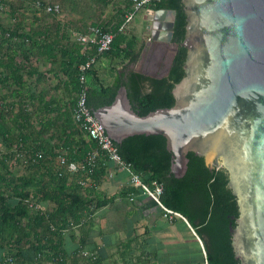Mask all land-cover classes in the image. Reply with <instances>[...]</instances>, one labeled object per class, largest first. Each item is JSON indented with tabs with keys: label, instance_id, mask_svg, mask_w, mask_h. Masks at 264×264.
<instances>
[{
	"label": "trees",
	"instance_id": "trees-1",
	"mask_svg": "<svg viewBox=\"0 0 264 264\" xmlns=\"http://www.w3.org/2000/svg\"><path fill=\"white\" fill-rule=\"evenodd\" d=\"M108 2L104 0L105 4ZM40 4L44 6L45 3ZM150 8L155 11L167 9L176 12L173 41L179 44V50L169 75L162 78H152L127 70L130 64L137 61L138 53L137 38L132 39L119 32L125 20L124 13L118 24L111 29L116 35L111 49L103 54L98 53L97 46L84 49L83 45L71 43L63 34L58 38L47 37L43 40L42 34L37 38L29 34L17 36V32L4 30L0 26V107L4 105L5 98L2 91L11 85L15 87L13 92L18 95L21 103L18 114H15L16 118L12 120L17 125L15 133L0 113V138L8 140L11 145L15 144L14 141L26 146L32 143L30 153L35 158L37 154H42L37 157L39 164L34 170L38 172L47 169L48 172L43 181L45 185L35 191H23L25 187L34 184L31 177L6 178L0 174V189L2 183H6L13 192L9 197L0 192V250H17L12 257L0 260V264H77V260H73L65 250V232L73 226L84 227L81 242L85 243L90 218L95 210L109 203L100 199L97 193V187L106 175L104 163L94 166L87 163L88 155L96 144L82 135L77 138L73 129V110L82 89L86 88L87 103L91 110L112 104L122 85L128 89L134 110L142 116L175 105L173 89L185 76L187 49L181 43L185 39L187 15L181 0H156ZM107 25L104 23L96 26L105 29ZM16 37L19 39L17 44L14 42ZM66 39L69 40V45L65 44ZM26 46L33 47L37 55L54 61V64L58 63L57 60L60 61L59 72L66 75L67 80L60 79L56 73L55 77L59 79L57 88L66 91L68 101H71L65 103L63 110L58 111L55 118L48 123H41L39 130L34 128L33 113L28 107L29 97L33 100L35 96H27L23 92L27 83L23 74L26 65L18 61V55L23 54L22 48L25 49ZM94 57L96 62L87 70L86 81L82 84L80 66ZM126 62L129 64L122 70H117L116 64ZM108 63L117 74L112 83L105 84L101 78V69H107ZM33 71V77L41 82L43 74H38L37 68ZM42 102L48 107V111H53L49 109L53 106L50 101ZM15 105L17 104L13 103V109H16ZM49 131L51 138L44 139V134ZM53 140L56 143L53 144ZM117 146L123 160L131 164L146 182L157 181L164 185L163 203L170 210L187 218L204 243L208 264L240 263L234 254L230 233L231 224L236 226L233 217L239 215L237 199L228 186L229 176L224 169H210L204 158L191 152L188 155L190 162L185 177L176 178L171 174L173 157L163 135H135ZM59 148L67 151L69 162L85 165L80 174L66 173L60 176L55 164L58 156L55 151ZM80 179L89 183L86 196L82 194V186L78 183ZM11 198H17V204H12ZM32 198L38 204L51 201L55 203V209L52 212L38 210L31 213ZM86 212L89 213L88 216H85ZM201 254L205 264L204 253Z\"/></svg>",
	"mask_w": 264,
	"mask_h": 264
},
{
	"label": "water",
	"instance_id": "water-1",
	"mask_svg": "<svg viewBox=\"0 0 264 264\" xmlns=\"http://www.w3.org/2000/svg\"><path fill=\"white\" fill-rule=\"evenodd\" d=\"M181 2L187 57L173 89L175 105L142 116L122 85L112 104L93 112L115 146L135 135H163L178 179L191 152L210 169H224L239 211L230 226L235 257L239 264H264V0ZM154 13L151 41L170 49L166 77L179 50L176 12Z\"/></svg>",
	"mask_w": 264,
	"mask_h": 264
},
{
	"label": "crops",
	"instance_id": "crops-1",
	"mask_svg": "<svg viewBox=\"0 0 264 264\" xmlns=\"http://www.w3.org/2000/svg\"><path fill=\"white\" fill-rule=\"evenodd\" d=\"M38 27L34 33L42 34L43 40L62 34L69 38V31L61 22H44ZM69 43L66 39L65 44ZM49 61L56 68L54 75L62 77L59 66ZM104 166L106 175L97 193L109 203L95 210L90 218L89 227H85V243L81 242L84 227L72 228L64 234L65 250L77 264H204L193 227L181 218L165 216L152 200L131 186L128 174L115 163L104 160ZM41 206L45 212H52L56 205L47 201ZM88 215L86 212L85 216ZM85 252L88 257L83 255Z\"/></svg>",
	"mask_w": 264,
	"mask_h": 264
},
{
	"label": "rangeland",
	"instance_id": "rangeland-1",
	"mask_svg": "<svg viewBox=\"0 0 264 264\" xmlns=\"http://www.w3.org/2000/svg\"><path fill=\"white\" fill-rule=\"evenodd\" d=\"M6 4V9L0 12V26L4 30L17 32L19 34H29L30 36H37L34 32H37L44 22H61L65 24L66 31H69V39L72 43L78 44L77 35L88 34L89 30L96 25H102L107 23V28L104 30L113 29L122 18V14L126 15L133 5L132 0H108V4L104 3V0H4ZM41 3H57L63 8L60 14L52 15L48 14L44 6ZM40 4V5H39ZM132 25V26H131ZM152 25L151 15L149 13L142 11L135 16V20L130 24L129 28L124 33L127 37L136 39V49L138 53V59L134 63L137 64V68L141 69L145 58L148 56L149 49L147 47L149 39L152 37V29L149 26ZM16 44L19 42L18 37L14 41ZM29 49V50H28ZM23 54L18 55V61L25 64L24 67V78L27 81L23 92L27 96L34 94L35 98L32 100L28 99V107L30 112L33 113V125L34 128L39 130L41 128V123H48L49 120L55 118L57 112L63 110L65 103L67 101L66 93L61 88H57L59 84V79H56L54 71L56 68L50 64V61L40 55H36L33 47L26 46L22 48ZM28 53H31L28 55ZM59 63L60 61L57 60ZM162 62V60H160ZM160 62L158 65L160 66ZM57 63V65H58ZM126 63L116 64L117 70H122ZM157 65V66H158ZM136 67V66H135ZM37 68L39 73L43 74L41 82L36 81L33 77V69ZM99 68V66H98ZM160 68V67H158ZM101 78L105 84H110L115 80L117 72L112 70V65L108 63L107 69H101ZM37 77V76H36ZM62 79L66 80L64 74H62ZM14 86H7L4 88L2 93L4 94V115L5 123L12 128L13 132H17V125L13 124L15 114L19 112L20 104L18 95L13 92ZM42 100L52 103L53 106L49 109L53 111H48ZM13 103L16 109H13ZM55 112V113H54ZM17 116V115H16ZM44 139L50 137L51 132L44 134ZM52 143H56L53 140ZM6 139L0 138V174L6 176V178H14L17 176H28L33 178L34 184L30 187H25L23 191H35L42 188L43 181L47 178L46 171L28 170L27 168L18 166L17 168L11 167L10 157L11 150L14 145H11ZM34 176V177H33ZM36 182V183H35ZM0 192H4L5 195L12 196V188H10L6 183H2ZM12 204H17V198H11ZM197 233V232H196ZM198 235V234H197ZM196 237V236H195ZM197 244L200 247L201 253L203 252L202 246L200 245L198 238L196 237ZM9 248L0 250V260H5L13 256L16 253V249L11 250L8 253Z\"/></svg>",
	"mask_w": 264,
	"mask_h": 264
},
{
	"label": "built area",
	"instance_id": "built-area-1",
	"mask_svg": "<svg viewBox=\"0 0 264 264\" xmlns=\"http://www.w3.org/2000/svg\"><path fill=\"white\" fill-rule=\"evenodd\" d=\"M155 1L156 0H132V8L126 14L125 20L119 28V32L125 33L130 24L135 20V16L138 13L145 11L149 14H154L155 10L151 9L150 6H152ZM5 9V1L0 0V12L5 11ZM44 9L48 14H60L63 10L60 4H50L48 2L44 4ZM115 36L116 35L112 31L104 30V28L95 26L89 30L88 34L77 35V40L81 45L84 46V49L92 46H97L98 53L103 54L111 49ZM150 40L151 38L149 39V41ZM95 62L96 58L94 57L87 64L80 66V81L82 84H84L86 81L85 75L87 70H89ZM60 79H62V77H60ZM0 108V113H2V111L4 112L3 105H1ZM73 125V129L76 132L77 138L82 135L83 138L91 140L96 144L94 150H92L88 155V165H98L99 163H104V160H109L115 163L122 171L128 174L131 186L140 191L142 195L152 200L160 209L165 212V216L171 218H181L190 228H192L191 224L185 216L178 212L170 210L160 201V198L165 192L164 185L158 183L157 181H152L151 183L146 182L142 175L138 174L133 169L131 164L127 163L123 160L122 157L119 156L118 147L115 146V144L112 142V138L108 135L100 120L95 116L93 110H91L88 106L86 88L82 89L78 94L77 103L73 110ZM14 142V148L11 151L12 158H10L11 167L17 168L18 166H21L27 168L28 170H34L37 167L36 165L39 164L37 157H41L42 154H37V157L35 158L34 154L30 153L32 152V143L26 146L24 143H21L19 141ZM55 152L58 154L55 164L57 165V172L60 173V176L66 173L77 175L80 174L82 170H84L85 165L83 163L68 161L66 157L67 151L64 148H59ZM42 170L47 171V169ZM78 183L82 186V194L86 196V188L89 187V183L81 179L78 180ZM130 200L134 201L135 197L131 196ZM42 208L43 207L41 206V203H36V200L32 198L30 204L31 213H35L38 210L45 212ZM79 226L80 225L73 226L72 228ZM193 232L195 233V236L198 238V241L202 246L203 253L206 259L205 264H208L207 253L205 251L203 242L194 229ZM83 255L85 257L89 256V254L86 252Z\"/></svg>",
	"mask_w": 264,
	"mask_h": 264
},
{
	"label": "flooded vegetation",
	"instance_id": "flooded-vegetation-1",
	"mask_svg": "<svg viewBox=\"0 0 264 264\" xmlns=\"http://www.w3.org/2000/svg\"><path fill=\"white\" fill-rule=\"evenodd\" d=\"M147 45L148 46L145 48L150 49L147 58H145L142 68L138 69L137 64L135 65L133 63L128 66L127 70L134 71L152 78H162L161 76L163 74V71H165L167 66L166 59L170 53V49L168 46L160 47L159 42L157 41H151ZM160 60H162V62H160ZM158 62H160V66L158 65Z\"/></svg>",
	"mask_w": 264,
	"mask_h": 264
}]
</instances>
